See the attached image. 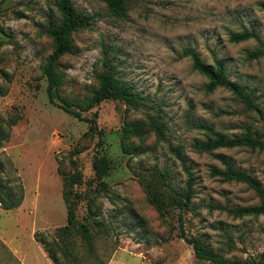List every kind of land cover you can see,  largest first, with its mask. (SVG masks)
Returning <instances> with one entry per match:
<instances>
[{"label": "rangeland", "instance_id": "1", "mask_svg": "<svg viewBox=\"0 0 264 264\" xmlns=\"http://www.w3.org/2000/svg\"><path fill=\"white\" fill-rule=\"evenodd\" d=\"M59 1L0 0V117L17 118L0 151L26 190L20 207L0 204V264H52L35 233L51 242L67 224L65 179L76 168L84 182L75 189L85 194L77 217L89 226L93 250L80 230L59 238L71 264H214L197 258L179 236L180 209L167 206L161 215L151 201L168 202L165 173L178 188L187 187L177 147L194 177L183 212L186 235L201 237L230 261L264 258V216L237 217L218 208L256 205L259 196L248 184L213 172L225 169L224 156L264 184V151L193 147L209 136L194 127L199 121L229 138L250 133L264 140V0H129L125 13L103 0H71L89 24L73 33L72 48L58 63L56 105L44 67L55 49L48 27L60 20ZM245 30L256 36L230 40ZM185 49L208 64L225 60L228 78L252 91L258 109L247 108L228 88L208 92L209 79L193 68ZM256 51L263 54L250 59ZM104 71L144 100L136 106L106 100L88 109ZM66 104L88 119L96 113L101 139L88 133L90 122L60 106ZM160 115L161 133L155 124ZM136 125L143 133L128 134L127 126ZM102 154L111 160L104 185L93 166Z\"/></svg>", "mask_w": 264, "mask_h": 264}, {"label": "trees", "instance_id": "2", "mask_svg": "<svg viewBox=\"0 0 264 264\" xmlns=\"http://www.w3.org/2000/svg\"><path fill=\"white\" fill-rule=\"evenodd\" d=\"M107 3L109 9L117 13H125L129 7V0H103ZM60 20L52 22L48 27V32L54 40L55 49L49 56L45 63L44 71L48 79V95L50 101L53 104L57 103L55 94L61 79L57 72V67L60 59L70 52L72 48V35L80 28L86 27L89 24V17L78 11L71 0L59 1ZM256 34L253 31L245 30L244 32L231 33L230 40L233 42H240L252 37ZM185 56H191L193 59V68L200 71L208 79L209 83L206 86L208 92L215 91L218 87H225L230 89L235 96H237L249 109L257 110V106L252 98V91H249L247 87L239 82L232 81L227 76V64L223 59L216 60L214 64H208L203 62L196 51L192 49H185ZM263 53L256 51L250 53L248 56L250 59L260 57ZM105 62L108 64L109 60L105 57ZM106 100H119L125 102L127 105H139L143 101V97L134 90V87L128 83L122 82L115 78L110 72L104 71L99 75V87L95 91L93 97L88 102V109H92L98 106L100 103ZM67 113L81 119L90 122L88 133L92 136L98 135L101 139L103 131L98 129V123L96 119V113L92 118H85L82 113L72 106L60 105ZM17 124V118L11 116L10 119L5 120L0 117V148L4 146L6 141H9L11 137V129ZM158 132L163 131L162 116H158L155 122ZM143 125L127 126L126 130L128 134H142ZM194 127L198 130L205 132L209 135L203 141H196L193 147L198 151L212 152L219 148H232L237 146H249L253 149H259L264 151V140L254 137L250 133H246L241 136H234L232 138L226 137L214 130V128L204 121L197 122ZM177 158L183 165L185 172L188 174L187 187H180L174 185L171 181L169 173H165V181L170 190L168 196V202L157 199L154 196L151 197L152 203L156 206L161 215L164 214V209L167 206H176L180 209L179 213V231L180 237L185 239L194 248L195 255L199 259L212 261L214 264H264V258L252 259V260H235L230 261L223 257L220 253L215 251L210 245H208L201 237H188L185 232V222L183 212L188 208L192 201V183L194 177L190 167L186 163V158L182 154V149L177 147L174 150ZM225 164V169H213L214 174L224 176L228 180H236L244 182L255 190L259 196L260 203L249 206H238L229 208L226 206H218L220 209L227 210L230 214L237 217L244 216H264V184L255 175L238 169L232 162L226 159L224 156H219ZM75 162V161H74ZM11 164V170L8 165ZM111 160L105 155H97L94 160L95 178L99 181L107 174L110 169ZM10 172L12 176H8ZM82 173L76 168V171L68 175L65 179V187L63 192L64 202L67 207V224L63 226L58 232L57 236L50 242L39 231L35 233L36 240L42 245L46 251L48 257L54 264H71L69 251H67L60 240H64L74 230H80L84 240L91 250H93V236L86 223H79L77 217V210L80 202L85 198V194L81 191H77L75 186L83 183ZM100 184H105L101 181ZM157 197V196H156ZM25 198V186L22 182L18 170L14 167L12 161L6 157L4 151H0V204L5 210H12L20 207ZM60 238V240H58ZM53 246L58 252H62L66 263L60 259L56 252H52L49 244ZM264 257V253L261 255Z\"/></svg>", "mask_w": 264, "mask_h": 264}, {"label": "crops", "instance_id": "3", "mask_svg": "<svg viewBox=\"0 0 264 264\" xmlns=\"http://www.w3.org/2000/svg\"><path fill=\"white\" fill-rule=\"evenodd\" d=\"M25 196H26V190H25ZM24 200H25V198H24ZM24 202V201H23ZM23 204V203H22ZM38 242V241H37ZM39 243V242H38ZM40 244V243H39ZM44 252H45V255L48 257V255H47V253H46V251L44 250ZM49 258V257H48ZM50 259V258H49ZM50 261H51V263L52 264H54L53 262H52V260L50 259Z\"/></svg>", "mask_w": 264, "mask_h": 264}]
</instances>
